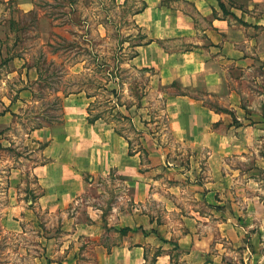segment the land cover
Returning a JSON list of instances; mask_svg holds the SVG:
<instances>
[{"label": "crops", "instance_id": "crops-1", "mask_svg": "<svg viewBox=\"0 0 264 264\" xmlns=\"http://www.w3.org/2000/svg\"><path fill=\"white\" fill-rule=\"evenodd\" d=\"M173 1L141 0L145 8L131 21L147 37L127 63L153 69L160 83H175L179 91L211 95L225 110L181 94L165 95L163 112L171 135L193 148L185 167L176 160L152 159L155 168L174 172V179L169 177L173 182L159 186L172 199L155 192L160 183L145 178L138 169V153L129 154L123 137L100 120L89 123L85 114L70 115L61 132L37 128L25 134L23 150L29 159L13 156L10 149L18 147H4L0 132V248L5 235H26L23 224L29 222L50 264L75 260L78 255L73 252L81 241L84 254L90 245L104 248L84 240L113 229L128 231L121 244L97 258V264H146L152 248L161 249L152 264H264V94L246 95L240 89L258 66L264 73V0H178L190 4L199 21L167 6ZM0 2H12L23 12L35 7L34 0ZM172 41L181 44L171 48L167 43ZM227 70L238 72L241 80L235 84ZM256 83L254 88L264 91ZM30 97L31 92L22 88L8 110L0 107V126L13 119L14 105ZM75 128L80 135H90L93 143L86 147L83 138L71 137ZM32 141L45 145L26 147ZM34 154L43 161L30 160ZM112 170L130 177L131 185L126 186L133 194L121 198L133 206L113 208L103 223L99 209L80 199L77 186L86 175L106 176ZM28 176L41 190L36 208L24 197ZM147 200L161 204L160 221L145 207ZM72 203L77 204L73 216L66 217ZM38 211L59 220L56 239L49 236L46 219L40 224ZM28 247L33 246H24ZM176 253L178 261L172 260Z\"/></svg>", "mask_w": 264, "mask_h": 264}, {"label": "rangeland", "instance_id": "rangeland-1", "mask_svg": "<svg viewBox=\"0 0 264 264\" xmlns=\"http://www.w3.org/2000/svg\"><path fill=\"white\" fill-rule=\"evenodd\" d=\"M112 1L34 0L35 7L30 12H23L12 2H0L1 109L8 110L17 101L22 88L31 92L30 101L14 105L15 113L11 114L13 119L0 126L4 147H18V150L9 148L13 156L29 159V155H24L23 150L25 134L40 127L53 133L61 132L70 115L85 114L87 117V108L93 102L91 115H101L99 123H105L108 129L119 132L125 138L128 152L138 153V169L151 183H160L154 186L155 192L171 200L159 186L173 182L174 172L166 168H155L151 164L152 159L162 157L166 163L176 160L185 167L189 164L193 148L177 141L166 129L163 87H166L163 89L166 93L181 94L218 110L225 109L217 105L211 95L201 91H179L171 88L169 83H160L157 72L145 73L143 69L129 66L127 58L133 55V46L147 37L131 21V16L141 8L142 2L125 0L123 4L117 5ZM167 6L177 8L199 21L190 4L174 0ZM180 44V41L167 43L171 48ZM227 73L234 77L235 84L241 80L238 72L235 76L229 70ZM250 74L245 79L249 83L241 86V92L246 95L264 94L262 89L254 88V82H257V87L261 85L264 88V73L260 66ZM110 75L112 81L106 84L105 89L99 88L95 98L87 99L84 93L74 94L86 83H106V78H110ZM112 91H118L116 96L122 106H116L117 100ZM65 98L68 99L63 103ZM108 99L110 102L106 103ZM72 133L75 135L71 134V137L79 140L83 138L81 144L84 142L86 147L93 143L90 135H80L82 131L79 129L75 128ZM44 145V142L32 141L26 147L39 149ZM197 153L201 154L199 150ZM30 160L43 161L37 154ZM130 180L128 175H122L115 170L106 176L86 175L81 187L77 186V191H80V199L84 203L88 202L90 206L99 209L98 218L104 223L113 208L129 210L133 206L131 201L121 198L133 194L134 190L126 186L131 185ZM26 182L25 189L27 188L28 194L24 196L25 200L29 206L36 208L34 203L41 190L32 177L28 176ZM88 184L92 186L89 187ZM71 205L66 207V217L73 216L74 206L77 204ZM145 207L154 213L158 221L161 220L162 209L157 200H147ZM83 211L86 213L87 209ZM37 214L40 224L42 219H46L49 236L56 239L58 232L55 227L59 221L57 217H49L39 211ZM23 225L26 235L3 237L5 243L0 248V264H50L44 258L41 246L43 241L35 234V228L29 222ZM108 232L105 231V234L93 240H84L101 243L104 248L90 245L88 254H84L81 241L73 252L75 256L78 255L77 258L66 264H97V258L109 252L112 245L121 244L122 236L126 234L123 229ZM20 244L23 246L17 248L16 245ZM25 245L33 247L24 248ZM160 252L161 249L152 248L146 264H152L154 256ZM172 260L178 261L179 253L174 254Z\"/></svg>", "mask_w": 264, "mask_h": 264}, {"label": "trees", "instance_id": "trees-1", "mask_svg": "<svg viewBox=\"0 0 264 264\" xmlns=\"http://www.w3.org/2000/svg\"><path fill=\"white\" fill-rule=\"evenodd\" d=\"M112 3H113V1H112ZM145 8V4L144 3H142V6H141V8H139L138 10H136L134 13H133V15L134 14H136V13H138V12H140V11H142L143 9ZM142 43V41H140L139 43H137L136 45H134L133 46V48L135 49V47L136 46H139L140 44ZM135 55V51L133 52V55H131L129 58H127V60H129L131 57H133ZM143 72H145V73H150V72H155L153 69H143L142 70ZM112 81V76L110 75V78H106V83H100V82H98L97 84H92L93 83V81H92V83H91V85H87V83H86V85L85 86H81V87H79L75 92H74V94H81V93H84L85 94V97L87 98V99H93V98H95L97 95H98V90H99V88H102V89H105V87H106V84L107 83H109V82H111ZM170 86H171V88H175V89H177L178 90V88H177V86H176V84L175 83H172V84H170ZM166 87H163V89H165ZM89 89V90H88ZM162 89V92L166 95L167 93L164 91ZM92 90V91H91ZM89 91H91V92H89ZM117 92L118 91H112V94L113 95H115V97H116V100H117V102H116V106H122L123 104H121L120 103V100H119V97L118 96H116V94H117ZM69 94H72V93H68V95ZM65 97L67 96V94H63ZM60 100V99H59ZM164 100H165V97H164ZM163 100V101H164ZM110 101H109V99H108V101H106V103H109ZM92 104H93V102H91L90 104H89V106H88V108H87V114H88V116H87V121L89 122V123H94L95 121H97L98 119H102V116L101 115H96V116H92L91 115V106H92ZM108 122V121H107ZM41 128V127H40ZM166 129L169 131V126H168V121H167V123H166ZM170 132V131H169ZM115 133L116 134H118L119 136H121V137H123L119 132H116L115 131ZM171 133V132H170ZM124 138V137H123ZM125 139V138H124ZM130 154V153H129ZM128 231L127 229H123V231ZM176 248V247H175Z\"/></svg>", "mask_w": 264, "mask_h": 264}]
</instances>
